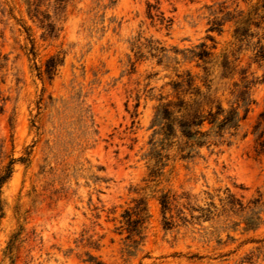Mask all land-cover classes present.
<instances>
[{
	"label": "rangeland",
	"instance_id": "1",
	"mask_svg": "<svg viewBox=\"0 0 264 264\" xmlns=\"http://www.w3.org/2000/svg\"><path fill=\"white\" fill-rule=\"evenodd\" d=\"M56 3L0 0V173L13 161L1 190L0 264H264V222L244 232L227 206L258 192L264 200V155L252 135L264 115L263 67L251 65L261 82L229 145L162 152L168 161L151 177L158 100L177 74H202L189 50L227 48L232 27L211 32L209 21L233 0ZM142 202L148 219L131 239L125 222Z\"/></svg>",
	"mask_w": 264,
	"mask_h": 264
},
{
	"label": "trees",
	"instance_id": "2",
	"mask_svg": "<svg viewBox=\"0 0 264 264\" xmlns=\"http://www.w3.org/2000/svg\"><path fill=\"white\" fill-rule=\"evenodd\" d=\"M63 1L55 0L58 7ZM240 2L244 4V8L240 7L239 0H233L235 6L232 9L221 5L218 10L213 11V18L209 21L211 32L221 33L225 24L232 27V41L227 48L218 55L210 51L205 44L189 50V57L199 62L198 67L202 74L193 75L189 71L177 74L175 81L169 84L170 95L160 97L158 100L159 105L155 109L151 124L153 139L150 141L152 151L158 152L155 158L158 169L155 167L156 171L151 172V177L162 172V167H165L162 165L163 160L168 161V157L163 156L162 152L173 150L180 153L194 152L218 144L229 145L228 140L236 138L241 122L246 120L250 108L254 105L252 90L261 79L255 77V72H251L250 68L252 64L264 68V39L258 37L256 32L264 29V0H240ZM157 5L156 2V5H148V8L158 9ZM160 22L169 23V20L165 21L160 17ZM254 39L256 41L252 43ZM248 49L252 52L251 63L248 67L242 68V60L239 56ZM30 54L35 57L33 45ZM52 61L53 65L45 69V74L48 76L52 75L57 67V61L55 59ZM214 68L219 71L218 79L213 74ZM237 75L239 81H233ZM220 88H224V91L219 97ZM224 94L227 95L226 109L222 102ZM240 112L243 113L242 116ZM263 120L264 115H260L252 131L256 144L255 152L258 156L264 155V128L260 133ZM189 158L190 154L181 157L182 160ZM12 165L13 161L0 173V222L4 217L1 190L12 176ZM170 201L168 195L161 198L160 205L163 212L169 210ZM141 206L143 208H137L136 211L128 214L125 222L131 239L140 235V230L148 219L143 202L139 207ZM227 206L230 213L240 220L234 226L238 228L244 225V232L255 231L264 222V200L259 192L257 198L246 205L232 198ZM171 226V222H166V227Z\"/></svg>",
	"mask_w": 264,
	"mask_h": 264
}]
</instances>
